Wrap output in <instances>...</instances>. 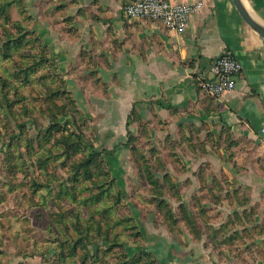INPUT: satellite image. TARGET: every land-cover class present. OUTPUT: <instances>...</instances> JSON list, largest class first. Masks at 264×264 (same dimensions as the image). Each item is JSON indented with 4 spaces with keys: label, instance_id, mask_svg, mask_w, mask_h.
Instances as JSON below:
<instances>
[{
    "label": "crops",
    "instance_id": "0c3cea01",
    "mask_svg": "<svg viewBox=\"0 0 264 264\" xmlns=\"http://www.w3.org/2000/svg\"><path fill=\"white\" fill-rule=\"evenodd\" d=\"M130 1L30 0L33 30L79 104L100 118L99 132L122 141L142 121L158 155L171 151L158 160L176 189V217L180 204L187 217L150 240L161 262L264 264V38L233 0H173L202 3L181 34L127 17ZM241 2L264 25V0ZM228 49L243 71L234 89L210 96L200 78ZM193 135L201 142L182 141ZM111 147L133 164L127 145Z\"/></svg>",
    "mask_w": 264,
    "mask_h": 264
},
{
    "label": "rangeland",
    "instance_id": "374dc122",
    "mask_svg": "<svg viewBox=\"0 0 264 264\" xmlns=\"http://www.w3.org/2000/svg\"><path fill=\"white\" fill-rule=\"evenodd\" d=\"M31 12L0 0V264H163L149 242L173 226L176 189L158 160L171 151L158 155L142 121L122 141L99 132ZM115 142L134 145L133 164Z\"/></svg>",
    "mask_w": 264,
    "mask_h": 264
},
{
    "label": "built area",
    "instance_id": "2783aa9c",
    "mask_svg": "<svg viewBox=\"0 0 264 264\" xmlns=\"http://www.w3.org/2000/svg\"><path fill=\"white\" fill-rule=\"evenodd\" d=\"M201 8V2L132 0L126 3L124 14L129 18L161 21L166 28L181 34L187 29L192 15ZM242 71L243 64L236 54L230 49L225 50L213 60L208 75L200 78V86L206 94L220 97L236 87Z\"/></svg>",
    "mask_w": 264,
    "mask_h": 264
},
{
    "label": "water",
    "instance_id": "95a60500",
    "mask_svg": "<svg viewBox=\"0 0 264 264\" xmlns=\"http://www.w3.org/2000/svg\"><path fill=\"white\" fill-rule=\"evenodd\" d=\"M243 19L264 38V25L255 19L241 0H233Z\"/></svg>",
    "mask_w": 264,
    "mask_h": 264
},
{
    "label": "trees",
    "instance_id": "16d2710c",
    "mask_svg": "<svg viewBox=\"0 0 264 264\" xmlns=\"http://www.w3.org/2000/svg\"><path fill=\"white\" fill-rule=\"evenodd\" d=\"M34 31V30H33ZM22 32V29H19L18 31H17V34L15 35V36H18L20 33ZM32 32V31H31ZM9 37V36H8ZM10 38V37H9ZM22 38H25V37H22ZM11 39V38H10ZM2 44H4V41L2 40V43L0 42V46H2ZM46 45V44H45ZM47 46V45H46ZM47 48H48V46H47ZM49 49V48H48ZM55 63H56V61H55ZM55 66L57 67V64H55ZM64 78V77H63ZM97 82L99 81L98 79L96 80ZM63 83L64 84H66V80H65V78H64V81H63ZM130 119H133L132 117H129V120H128V124H130ZM131 133V132H130ZM127 145H129L130 146V143L129 144H127ZM139 147V146H138ZM137 147V148H138ZM130 148H131V150H133L134 151V145L132 146H130ZM148 163H150V160H148ZM168 173V172H167ZM158 180V179H157ZM168 180L170 181V182H172V184L174 185V183H173V181L170 179V178H168ZM175 188V187H174ZM173 197H177L176 195H173ZM180 206L182 207L181 208V210H182V214H181V218L182 219H186V217H187V214H185V209L183 208V204H180ZM170 211H172V213L174 214V216H173V222H171L172 224H173V226L172 227H170L169 225H168V227H169V229L171 230V231H175V229L177 228V226H178V222L180 221V217H176V212H175V210H174V208H172V207H170ZM173 228V229H172ZM115 243H117V242H115ZM145 251H147L148 253H150L151 251H148V250H145Z\"/></svg>",
    "mask_w": 264,
    "mask_h": 264
}]
</instances>
